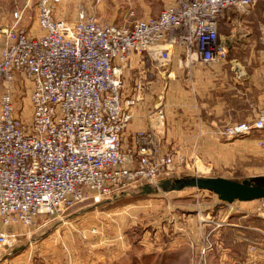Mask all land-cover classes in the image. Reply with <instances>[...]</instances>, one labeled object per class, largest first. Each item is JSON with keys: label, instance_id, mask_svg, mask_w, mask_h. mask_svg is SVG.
Returning <instances> with one entry per match:
<instances>
[{"label": "built area", "instance_id": "2783aa9c", "mask_svg": "<svg viewBox=\"0 0 264 264\" xmlns=\"http://www.w3.org/2000/svg\"><path fill=\"white\" fill-rule=\"evenodd\" d=\"M59 0H37L35 30L0 24V247L16 234L6 228L29 225L87 198L100 199L135 184L161 187L160 174L173 169L153 130H139L125 145L135 96L122 97V66L145 52L168 65L175 48L187 60L220 61L218 20L227 7L247 10L258 0H171L159 12L132 25L101 23L80 12L55 18ZM16 74L29 84L30 116L16 113L11 83ZM162 107L152 115L161 120ZM264 129V98L250 121L223 124L226 138ZM264 148V139L257 141ZM257 214L264 224V197Z\"/></svg>", "mask_w": 264, "mask_h": 264}, {"label": "rangeland", "instance_id": "374dc122", "mask_svg": "<svg viewBox=\"0 0 264 264\" xmlns=\"http://www.w3.org/2000/svg\"><path fill=\"white\" fill-rule=\"evenodd\" d=\"M36 1L0 0V24L12 23V13L22 11L19 24L25 28L33 25L31 30L34 31ZM168 1L59 0L53 14L55 18L69 23L74 22L80 12H84L94 15L101 23L132 25L138 19L156 15ZM136 58L144 72L151 63L161 64L155 56H148L145 52ZM225 59L227 53L222 60ZM172 61L173 54L165 66H169ZM165 76L163 73L162 77ZM11 85L16 113L23 120H28L29 84L16 74ZM3 89L0 83V97ZM161 105L164 106L163 102L158 107ZM251 107L250 116L239 118L236 122L253 119L258 109L257 101L251 102ZM222 125L221 122L215 126L217 135ZM259 131L263 136L254 140L255 133ZM259 131L233 138L222 136L235 140L231 148L227 149L231 156L227 161H218V165H212L211 169L205 167L209 159L203 152L207 150L163 149V152L173 156V169L177 168L175 178L187 175L215 176L221 173L239 179L248 175H264V148L257 143L264 139V129ZM244 140L249 142L242 143ZM200 151L201 156L198 154ZM194 152H197L203 163L195 157ZM163 175L161 173L159 178ZM150 189L153 190L148 192L136 188L135 184H129L118 194L102 196L98 200L87 198L62 212L40 214L29 225H12L6 229L16 234V240L10 246L0 247V264H242L228 259L231 258L230 253L228 256L221 240L216 242L215 237L208 233L210 225H205L204 230H197L199 241L203 239V244H199L197 250L195 244L188 242V230L181 233L182 226L177 218L179 204H185L184 199L187 200V206L193 205L190 201L196 203L197 200L208 204L209 197L203 195L209 191L196 187L182 192L166 191L162 187L150 186ZM185 195L186 198L183 197ZM252 204V209L257 212L258 203ZM207 210L186 213V219L193 220L196 217V222H199L204 218L203 214L209 217ZM181 237L188 239L186 244L180 245L185 247L182 255L185 259L179 257L177 249Z\"/></svg>", "mask_w": 264, "mask_h": 264}, {"label": "crops", "instance_id": "0c3cea01", "mask_svg": "<svg viewBox=\"0 0 264 264\" xmlns=\"http://www.w3.org/2000/svg\"><path fill=\"white\" fill-rule=\"evenodd\" d=\"M32 27L27 29L32 31ZM217 28L218 40L227 52L225 60L212 63L197 58L185 60L183 50L175 48L169 66L151 63L144 72L137 55H132L128 63L122 66V97L135 96L137 100L132 108L133 118L125 131V145H130L136 131L151 129L164 150H207L203 152L209 159L206 168L211 169L212 165H218V161L230 158L227 149L231 148L235 140L217 135L215 126L221 122L231 123L249 117L251 102L257 101L258 106L264 98V0H258L247 10L225 8ZM163 73L165 77H162ZM160 102L164 104L161 105L164 107L161 120L152 115ZM258 136H263L260 131L255 133L254 140ZM193 154L202 162L201 151L198 152L200 156L197 152ZM176 169L163 172L161 181L165 184L164 190L182 192L187 188H195L190 185L194 178L240 183L247 181L253 186L264 188V175H248L239 179L221 173L215 176L187 175L175 178ZM175 184L180 186L173 188ZM200 189L209 191L203 193V196L209 197L208 204L197 200L196 203L190 201L193 205L187 206V200L184 199L185 204H179L178 207L181 233L188 230L189 238H179L176 245L179 257L185 259L182 256L185 247L180 245L186 244V239L196 245V250L199 244H203V239L201 242L198 239L197 230H204L208 224V233L215 237L216 242L221 240L228 256L230 253L229 260L242 264H264V224L256 209H252V203H258L261 197L233 195L230 200H223L212 189ZM183 197L186 198V195ZM206 209L210 214L208 218L203 214L204 218L199 222H196V217L193 220L186 219V213Z\"/></svg>", "mask_w": 264, "mask_h": 264}, {"label": "water", "instance_id": "95a60500", "mask_svg": "<svg viewBox=\"0 0 264 264\" xmlns=\"http://www.w3.org/2000/svg\"><path fill=\"white\" fill-rule=\"evenodd\" d=\"M185 185V183H181ZM187 185V184H186ZM191 186L194 187H205L214 190L216 193L219 194L220 198L223 200H230L232 196H242L245 195L246 197H255V198H262L264 197V188L261 186H253L247 181L240 182H233V181H222L219 179H212V180H200L198 178H194L190 182ZM180 185L175 184L173 188H178ZM162 189L165 188V184H161ZM144 191H149L150 186L146 185L143 189Z\"/></svg>", "mask_w": 264, "mask_h": 264}]
</instances>
